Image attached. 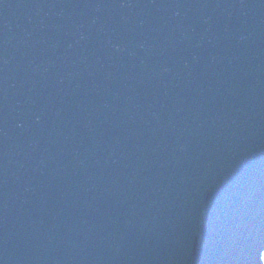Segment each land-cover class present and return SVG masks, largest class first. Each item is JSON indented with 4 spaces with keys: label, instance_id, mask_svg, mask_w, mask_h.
Here are the masks:
<instances>
[{
    "label": "water",
    "instance_id": "95a60500",
    "mask_svg": "<svg viewBox=\"0 0 264 264\" xmlns=\"http://www.w3.org/2000/svg\"><path fill=\"white\" fill-rule=\"evenodd\" d=\"M0 264H264V0H0Z\"/></svg>",
    "mask_w": 264,
    "mask_h": 264
}]
</instances>
